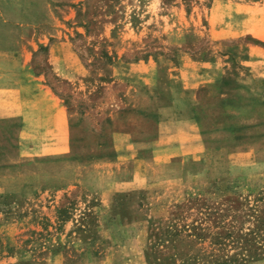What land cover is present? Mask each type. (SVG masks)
<instances>
[{"label": "rangeland", "instance_id": "374dc122", "mask_svg": "<svg viewBox=\"0 0 264 264\" xmlns=\"http://www.w3.org/2000/svg\"><path fill=\"white\" fill-rule=\"evenodd\" d=\"M0 16L2 47L32 19L44 42L21 77L71 127L18 182L2 123L0 264H264V0H0Z\"/></svg>", "mask_w": 264, "mask_h": 264}, {"label": "crops", "instance_id": "0c3cea01", "mask_svg": "<svg viewBox=\"0 0 264 264\" xmlns=\"http://www.w3.org/2000/svg\"><path fill=\"white\" fill-rule=\"evenodd\" d=\"M5 22L7 23L0 16L1 29L4 28ZM32 22V19L24 21L22 16H18V45L15 47L0 45V53L7 55L17 66L15 69L11 68L9 63L7 69H0V134L4 132L2 123L11 120L17 125L18 136L14 146L18 155V182L30 181L27 178L34 175L40 165H48L46 163L48 161H39L40 152L65 153L69 148L67 134L71 129L65 119L66 114L54 113V111L63 113V108L47 103L53 101L56 104L53 99L55 93H50L51 87L34 81L28 82L21 77L22 69L26 65V53L35 50L38 43L43 41L39 38L38 31L29 25ZM166 122L168 121H162L160 124ZM120 132L129 134L127 128ZM63 160L69 162V159Z\"/></svg>", "mask_w": 264, "mask_h": 264}]
</instances>
